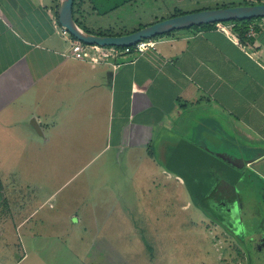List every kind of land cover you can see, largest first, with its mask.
<instances>
[{"label":"crops","instance_id":"0c3cea01","mask_svg":"<svg viewBox=\"0 0 264 264\" xmlns=\"http://www.w3.org/2000/svg\"><path fill=\"white\" fill-rule=\"evenodd\" d=\"M60 3L0 0V264H151L145 227L130 233L110 182L207 183L215 167L232 169L209 148L264 153V18L170 32L143 55L102 60L62 34ZM263 3L75 0L73 16L88 34L122 36ZM116 166L124 177L108 172ZM59 179L78 180L60 204Z\"/></svg>","mask_w":264,"mask_h":264},{"label":"rangeland","instance_id":"374dc122","mask_svg":"<svg viewBox=\"0 0 264 264\" xmlns=\"http://www.w3.org/2000/svg\"><path fill=\"white\" fill-rule=\"evenodd\" d=\"M119 12L123 20L129 18L128 13L123 14L121 10ZM108 172L124 177L126 168L110 167ZM213 179L215 177H210L209 183ZM63 181L59 179L57 183L58 190L62 188L61 194L57 196L59 204L64 199V193L72 191L78 184V180L73 181L63 188ZM201 182H187L186 186H183L172 178L167 183L159 181L155 185L138 181H111L110 185L118 195L117 205L129 212L122 216L132 223L127 224L130 233L135 236L134 228L138 230L142 226L145 227L140 228V232L147 239L146 248L148 257L152 259L151 264H264V252L258 255L253 252L254 249H249L252 256L246 255L242 242L237 241L225 227L208 217L198 206V202L202 203L204 200L197 196L202 189ZM237 185L241 188L238 189L240 202L245 205L244 210H239L242 216L241 220H237L239 231L247 234L248 229H261L264 224L260 221L258 205L260 209H264L263 196L258 193L261 201L256 203L258 191H255L256 188L252 187L248 179L243 186L242 183ZM66 187H69L68 190ZM239 212H234L235 219ZM102 220L107 222L106 214L102 216ZM112 221L107 225L113 226L115 223ZM246 236L249 237V234ZM248 241L254 243L261 241V238L255 235L252 240L248 238Z\"/></svg>","mask_w":264,"mask_h":264},{"label":"water","instance_id":"95a60500","mask_svg":"<svg viewBox=\"0 0 264 264\" xmlns=\"http://www.w3.org/2000/svg\"><path fill=\"white\" fill-rule=\"evenodd\" d=\"M74 2L75 0H61L58 10V19L61 27L66 29L68 34L77 41L86 45L98 47H131L143 40L152 39L182 29L200 27L203 25H212L216 23H229L233 21L264 18V3L256 5L224 7L217 9H206L174 16L127 35L99 36L88 34L77 26L73 16ZM209 151L224 163L229 164V166L232 167L231 170H237L239 171V175H244V177L238 181L239 184L242 183V186L246 183L247 179L250 180V178H253L255 181L264 182V153H260V150L257 149L250 155H241L243 153L237 150L227 152L209 148ZM237 186L238 185L230 182L228 179L220 177L216 184L211 188L208 195L203 198L204 200L202 203H199L200 201L198 202V206L206 212L208 217L217 221L232 235H234L238 241L242 242V246L245 248L243 232L239 231L237 225V220L240 217L238 215L236 219L234 218V212L236 213L235 207L237 203V190L239 188V186L238 188ZM220 195H222V197ZM227 197H230V199H227L226 204L220 202L222 198L225 199ZM214 203L219 205L224 213H226L225 216L229 215L232 218V225L227 224L228 222H226L224 218H220V213L217 214V211L214 208ZM260 213L261 224H264V210H262ZM215 218L220 219L217 220ZM263 232L264 227L261 229L259 227L258 230L255 229L254 231L255 234H261Z\"/></svg>","mask_w":264,"mask_h":264},{"label":"flooded vegetation","instance_id":"af4514ba","mask_svg":"<svg viewBox=\"0 0 264 264\" xmlns=\"http://www.w3.org/2000/svg\"><path fill=\"white\" fill-rule=\"evenodd\" d=\"M216 168V170H217V172H218V175H215V179H213V180H211V182L209 183V181L207 182V183H202V189H201V192H199V193H197V196L199 197V198H204L205 196H207L208 195V193L210 192V190H211V188L216 184V182H217V180L220 178V177H224L225 179H228L230 182H232V183H234V184H236L237 185V183H238V181L241 179V178H243L244 177V175L243 176H241V175H239V171H237V170H231V169H229L228 167H226V166H221V167H215ZM244 172V171H243ZM230 176V177H229ZM233 176H234V178H233ZM250 178V177H249ZM250 181L252 182V184H253V187H255L256 188V203L257 202H260L261 201V197L258 195V193L259 194H261L262 196H263V198H264V182H262V181H255V180H253V178H250ZM205 186V187H204ZM237 188H238V186H237ZM240 188V187H239ZM238 188V189H239ZM241 189V188H240ZM221 197H222V195H220ZM227 199L229 200L230 199V197H227V198H225V199H219L220 200V202L221 203H223V204H226V202H227ZM225 202V203H224ZM214 205H215V209H216V211H217V214H219L220 213V216L222 217V218H224V220L226 221V222H228L227 224H229V225H232V218L228 215V216H225V214L226 213H224V211L219 207V205H216V203H214ZM258 207H259V211L261 212L262 210H264L263 208L262 209H260V206L258 205ZM236 212H239V210L240 211H242V210H244V208H245V205H244V203L241 201L240 202V197H239V194H238V190H237V203H236ZM229 211V210H228ZM239 219H238V221L239 220H241V218H242V216H241V212H239ZM243 223V222H242ZM221 225V224H220ZM222 226V225H221ZM264 226V225H263ZM262 226V227H263ZM224 228V227H223ZM226 229V228H225ZM254 231H255V229H248V230H246V232H247V234H249V237H247L246 235L247 234H245L244 233V231H243V236H244V242H245V249H244V252L246 253V255L248 254H251L252 252H249V249H254V250H256V251H254L253 250V252L256 254V252H257V254L259 255L261 252H264V246H262V245H264V232L263 233H261V234H255L254 233ZM255 235H259L260 236V238H261V241H258V242H252V243H249V241L247 242V239L249 238V240H252V238L255 236ZM234 236V235H233ZM241 237V236H240ZM235 240H237V239H235ZM238 241V240H237ZM249 246H251V247H249ZM251 256H252V254H251Z\"/></svg>","mask_w":264,"mask_h":264},{"label":"built area","instance_id":"2783aa9c","mask_svg":"<svg viewBox=\"0 0 264 264\" xmlns=\"http://www.w3.org/2000/svg\"><path fill=\"white\" fill-rule=\"evenodd\" d=\"M219 29L222 31H227L226 27L223 24L219 23ZM253 33V30H250V34ZM62 34L64 36H68V32L66 29L62 28ZM79 44L82 45V47L86 46V44H83L81 42H78ZM155 40L154 38L152 39H147L143 40L131 47H98L95 46L99 51H100V58L102 60H108L110 58H116V57H122L124 55H136L140 56L143 55L145 52H147L150 49L155 48ZM74 57L78 60H85L86 57V50L85 48H80L79 51H75L73 53Z\"/></svg>","mask_w":264,"mask_h":264},{"label":"trees","instance_id":"16d2710c","mask_svg":"<svg viewBox=\"0 0 264 264\" xmlns=\"http://www.w3.org/2000/svg\"><path fill=\"white\" fill-rule=\"evenodd\" d=\"M246 5H249V4H246ZM182 14L183 13H179V14H176L175 16L182 15ZM255 20H257V19L245 20V21H233V22H230V23L235 24L237 27H243L244 28L249 22L255 21ZM216 24H219V23H216ZM216 24H212V25H216ZM101 36H112V35L111 34H101ZM73 39H75V38H73Z\"/></svg>","mask_w":264,"mask_h":264}]
</instances>
